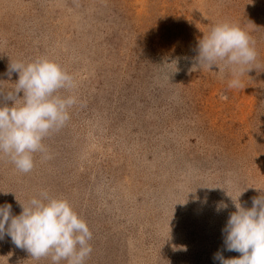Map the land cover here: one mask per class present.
I'll return each mask as SVG.
<instances>
[{"label":"rangeland","instance_id":"rangeland-1","mask_svg":"<svg viewBox=\"0 0 264 264\" xmlns=\"http://www.w3.org/2000/svg\"><path fill=\"white\" fill-rule=\"evenodd\" d=\"M221 22L257 51L240 88L239 66H198L199 40ZM44 57L74 76L60 94L79 102L30 172L0 153V205L19 215L42 192L67 199L93 233L85 264L239 257L224 243L229 195L244 191L245 208L264 197V0H0V105L19 79L10 64ZM0 264L52 260L5 235Z\"/></svg>","mask_w":264,"mask_h":264},{"label":"clouds","instance_id":"clouds-1","mask_svg":"<svg viewBox=\"0 0 264 264\" xmlns=\"http://www.w3.org/2000/svg\"><path fill=\"white\" fill-rule=\"evenodd\" d=\"M198 50L200 67L211 69L220 61L239 66L229 84L232 88L242 87L243 66L252 65L257 58L249 33L229 22L217 23L204 33ZM13 73H18L19 79L6 93V99L13 103L0 105V153L9 156L20 172L28 173L35 166L34 154L47 152L45 137L67 123L70 109L79 102L76 95H61L60 90L72 92L78 84L58 62L46 57L11 63L9 77ZM243 193L236 198L229 195L236 211L223 229L226 250L241 255L225 259L217 253L214 259L219 264H264V197L254 198L253 206L245 208L239 199ZM20 204L19 215L12 214L11 204L0 205V240L9 236L16 247L27 250L36 260L50 256L52 264L62 260L85 264L92 252L89 241L93 233L67 199L42 192ZM222 208L227 204L218 205L217 211Z\"/></svg>","mask_w":264,"mask_h":264}]
</instances>
